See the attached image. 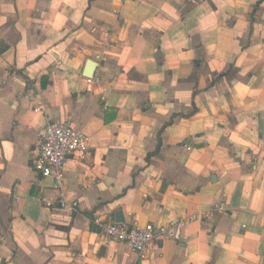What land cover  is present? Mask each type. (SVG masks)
I'll return each mask as SVG.
<instances>
[{"label":"crops","instance_id":"obj_1","mask_svg":"<svg viewBox=\"0 0 264 264\" xmlns=\"http://www.w3.org/2000/svg\"><path fill=\"white\" fill-rule=\"evenodd\" d=\"M0 43V264H264V0H0ZM63 119L91 155L55 188L32 153ZM118 211L190 220L139 257Z\"/></svg>","mask_w":264,"mask_h":264},{"label":"built area","instance_id":"obj_2","mask_svg":"<svg viewBox=\"0 0 264 264\" xmlns=\"http://www.w3.org/2000/svg\"><path fill=\"white\" fill-rule=\"evenodd\" d=\"M97 80V79H96ZM32 167L43 177H50L53 186L60 188L65 176V164L68 158L78 161L87 160L91 155L88 136L70 119L48 123L39 134L33 150ZM48 208L75 210L78 201L68 202L65 198L58 201L42 199ZM190 217L178 219L169 227L153 223L139 225L128 222H107L101 226V235L106 242L127 245L139 257H144L151 249L165 239L178 240L182 227Z\"/></svg>","mask_w":264,"mask_h":264},{"label":"water","instance_id":"obj_3","mask_svg":"<svg viewBox=\"0 0 264 264\" xmlns=\"http://www.w3.org/2000/svg\"><path fill=\"white\" fill-rule=\"evenodd\" d=\"M94 65H95L94 62H92V63L90 62V63L88 64V71H87L86 77H90V76H92V74H93L92 69H93ZM115 218H116V219H115L116 222H122L123 217H122L120 211H118V212L116 213V217H115Z\"/></svg>","mask_w":264,"mask_h":264},{"label":"trees","instance_id":"obj_4","mask_svg":"<svg viewBox=\"0 0 264 264\" xmlns=\"http://www.w3.org/2000/svg\"><path fill=\"white\" fill-rule=\"evenodd\" d=\"M2 46V44L0 43V47Z\"/></svg>","mask_w":264,"mask_h":264}]
</instances>
